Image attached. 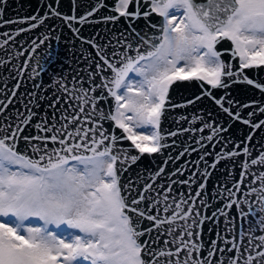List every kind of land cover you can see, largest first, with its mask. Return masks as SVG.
Segmentation results:
<instances>
[{"label": "snow or ice", "instance_id": "1", "mask_svg": "<svg viewBox=\"0 0 264 264\" xmlns=\"http://www.w3.org/2000/svg\"><path fill=\"white\" fill-rule=\"evenodd\" d=\"M43 3V15L17 19H3L0 7V28L27 25L0 32V69L9 73L0 76V264H264V147L254 155L251 144L264 132V81L248 74L264 70V0H114L113 6L71 0V14L60 10V0ZM104 8L110 14L96 19ZM121 18L130 32L115 43H101L106 37L99 32L85 38L77 26L115 25ZM140 18L151 34L132 26ZM49 21L95 50L86 58V77L53 74L50 84L37 83L53 55L46 50L41 57L37 49L61 39ZM39 28L45 32L31 41L27 58L11 63L25 51L13 55L9 42ZM223 41L231 48L218 50ZM25 80L38 91L21 92ZM184 82L199 91L174 102L172 93ZM235 85L259 98L237 99ZM18 97L25 111L17 109L12 122L8 110ZM41 101H47L44 115L33 124ZM201 104V115L180 116L176 130L163 129L169 110ZM237 123L249 129L239 140L230 135ZM196 132L208 133L192 137L198 148L168 151L178 137ZM205 142L219 151H208ZM192 153L198 159L167 171ZM145 156H159L162 164L124 181ZM221 162L226 176L211 199L222 206L208 215L207 183ZM164 177L168 183H157ZM177 187L187 193L177 197ZM206 223L214 233L207 240Z\"/></svg>", "mask_w": 264, "mask_h": 264}, {"label": "water", "instance_id": "2", "mask_svg": "<svg viewBox=\"0 0 264 264\" xmlns=\"http://www.w3.org/2000/svg\"><path fill=\"white\" fill-rule=\"evenodd\" d=\"M200 2V0H198ZM105 3L109 6L114 5V0H105ZM3 9V19H17L19 17H26L31 16L33 14H39L43 15V12L46 11L44 7L43 0H6V3L3 6H0ZM60 10L65 14H71V0H60ZM82 10H78V14H80ZM110 14L108 8L101 9L100 13L97 15L96 19H99L101 16ZM153 23L159 22L161 19L160 17L153 16L150 18ZM49 23H55L56 28L58 29L55 32V35H58L61 37L59 41L55 39H50L48 42H46L45 45H42L39 49H37L36 55H39L43 57L47 51H51L53 55L49 57V60L46 61V70L45 73H42L41 78L37 80V83H43L45 85H48L51 83V77L53 74H66L69 78V81L71 80L72 75L79 72L83 76H87V73L83 71L84 69L88 68L87 59H91V56H94L95 50L91 49L89 45L82 44L78 40H74L72 33L70 29L67 27H64L60 24L59 21H49ZM146 21L143 18H140L133 22V27H135L137 30H145L149 34L153 32L152 29L146 28ZM27 25H8L0 28V32L4 31H12L17 27H26ZM82 27V35L85 38H89L91 36L96 35L97 32L100 33L101 43H108L109 40H111L113 43H115L116 39L119 37L120 33L128 34L130 30L128 29V22L121 18L115 25L109 23L108 25L104 24H96V25H84L79 26ZM45 32L44 28H39L32 30L30 33H21L20 36L15 38V43L13 44L11 41L10 47L6 46L7 50L12 52L13 55H15L16 52L19 51H25L24 56H19L16 59H14L11 63H22L24 59L27 58V51L30 50L31 47V41L33 39H38L41 37L42 33ZM0 39H3V37H0ZM51 45V48L48 47V45ZM218 50L219 49H230L231 48V42L229 41H223L220 44L217 45ZM91 54V55H89ZM5 51L0 50V56H4ZM87 58V59H86ZM225 60L229 59V56L227 54L223 57ZM32 63H35V60L33 59ZM11 67V64L9 65ZM249 76L252 78H259L262 81H264V70H260L258 72L256 71H250ZM0 76L8 77L9 73L4 70L0 69ZM15 83V81L9 79L7 87L11 88L12 85ZM0 87H4L2 83H0ZM85 87H87V84H85ZM21 92L26 91H38L36 89L32 88V84L25 80L24 81V87L20 89ZM48 96L52 95V90L46 89ZM198 85L195 82L188 83L184 82L178 91H174L172 93V99L174 102H180L183 97L187 96L190 97L193 93H198ZM232 94L237 99L247 101L249 99H258L259 94L256 93L253 94V90L250 87H245L244 85H235L232 89ZM0 99H3V95H0ZM20 97L16 99L15 106H10V109L8 110V114L11 115L12 122L15 121V111L18 109L20 111H25L23 104L20 103ZM24 103H27V98H23ZM41 108L35 109L39 115L33 119V124L39 120V117L44 115V106L46 105L47 101H41ZM109 103H111V100H109ZM206 103V102H205ZM30 107H34L32 105H29ZM205 104L198 105L196 108L189 107L187 109H175V110H169L166 118L162 122V127L165 131L168 130H176L177 124L176 121L180 116H186L188 119H191L193 115H201L202 113L199 111L200 108H204ZM48 115H51V110H48ZM183 127H199V121L196 122L194 125H189L188 123H185L183 121L180 122ZM119 131V130H117ZM249 129L245 126L239 125L238 123L235 124L230 129V135L233 139L239 140L242 139L243 136L247 135V132ZM27 133L35 134V129L32 127H29L27 129ZM208 133L205 132L203 134L196 132V133H186L182 136L177 138V144L174 148L169 149L168 151L171 152L172 155H176L179 151L183 150V146L191 145V147L198 148V145L195 144L194 139L199 138L200 135H207ZM206 147L208 148V151H219V148L213 149L212 147L207 145V142H205ZM251 144L254 146V155H256L260 150H262V147H264V132H257L256 135L253 138V141ZM125 146H127V142H125ZM20 150H23L25 148V144L23 141H21L18 145ZM232 147V145H229V149ZM167 154V152H166ZM198 159V153H192L190 156H185L181 161L177 162L176 164L170 163L167 166V171L174 170L175 167H178L179 164L184 163L185 160L192 161ZM209 162H211V157L208 158ZM240 160H243V157L239 158ZM162 164L161 157L157 156L156 159L153 161L152 159L148 158L147 156L143 157L141 161L137 162L136 165H133L129 172L124 174L123 180L126 181L128 177L136 178L137 174H140L144 177H147L149 174V171H155L157 169L158 165ZM225 162H221L220 166L213 172V175L211 179L207 183V194L208 198L210 200V203L213 205V207L209 210H205V214L210 215L211 211L215 210L216 207H221L222 202L219 200H212L211 196L213 193L214 188L217 186V183H223L224 177L226 176V172L224 169ZM231 166V165H230ZM194 170V169H190ZM240 169L237 164L234 170V175L238 178V173ZM186 177H174L173 179H184ZM151 183L152 181H148ZM168 178H160L158 179L157 183L166 184L168 183ZM230 186V185H229ZM195 187V186H194ZM184 191L187 193V188H179L177 187V190L174 195L177 197L179 196V192ZM153 196L156 195V193H152ZM233 214H235V209L231 210ZM210 227L209 224H205L203 226L204 231V238L207 240L210 235L214 236V233L209 234L208 228ZM259 234V233H258Z\"/></svg>", "mask_w": 264, "mask_h": 264}]
</instances>
